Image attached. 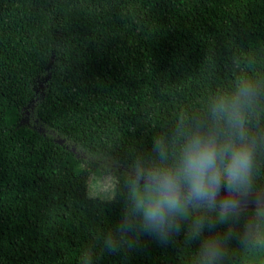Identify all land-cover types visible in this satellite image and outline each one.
<instances>
[{
	"label": "trees",
	"instance_id": "trees-1",
	"mask_svg": "<svg viewBox=\"0 0 264 264\" xmlns=\"http://www.w3.org/2000/svg\"><path fill=\"white\" fill-rule=\"evenodd\" d=\"M250 61L264 76V0H0V264H78L93 246L95 264H190L183 234L103 253L122 195L81 193L82 164L131 159ZM28 105L44 132L21 123Z\"/></svg>",
	"mask_w": 264,
	"mask_h": 264
},
{
	"label": "clouds",
	"instance_id": "clouds-1",
	"mask_svg": "<svg viewBox=\"0 0 264 264\" xmlns=\"http://www.w3.org/2000/svg\"><path fill=\"white\" fill-rule=\"evenodd\" d=\"M247 69L199 108L181 109L149 147L97 169L89 198L122 195L119 219L98 237L103 253L129 255L145 237L168 246L181 234L198 244L190 264H236L234 249L264 250V76L251 61ZM95 256L86 247L78 264H95Z\"/></svg>",
	"mask_w": 264,
	"mask_h": 264
},
{
	"label": "rangeland",
	"instance_id": "rangeland-1",
	"mask_svg": "<svg viewBox=\"0 0 264 264\" xmlns=\"http://www.w3.org/2000/svg\"><path fill=\"white\" fill-rule=\"evenodd\" d=\"M42 87H43V80L41 79L37 80L35 84L36 92L39 93ZM31 107L32 105H28L27 107L23 109V116H22L21 123L28 125L32 127L33 129H36L39 132H44L43 128L38 126L35 123V121H33V119L31 118ZM54 139L57 143L64 144L61 138L54 137ZM65 147L70 149L76 156L82 157L81 153L75 148V146L66 144ZM82 171H83V176L81 180L80 192L83 194L84 193L88 194V182L92 179L94 175H96L97 172L94 170L93 165H89L86 163L82 164ZM122 184H123V180L121 179V186Z\"/></svg>",
	"mask_w": 264,
	"mask_h": 264
}]
</instances>
